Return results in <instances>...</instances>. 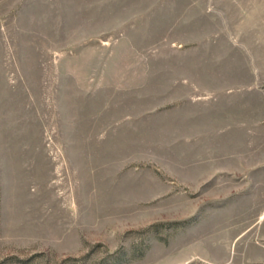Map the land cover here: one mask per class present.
Here are the masks:
<instances>
[{"label":"rangeland","instance_id":"1","mask_svg":"<svg viewBox=\"0 0 264 264\" xmlns=\"http://www.w3.org/2000/svg\"><path fill=\"white\" fill-rule=\"evenodd\" d=\"M0 264H264V0H0Z\"/></svg>","mask_w":264,"mask_h":264},{"label":"bare ground","instance_id":"2","mask_svg":"<svg viewBox=\"0 0 264 264\" xmlns=\"http://www.w3.org/2000/svg\"><path fill=\"white\" fill-rule=\"evenodd\" d=\"M262 215V214H261Z\"/></svg>","mask_w":264,"mask_h":264}]
</instances>
